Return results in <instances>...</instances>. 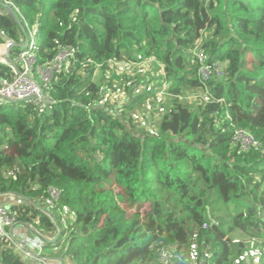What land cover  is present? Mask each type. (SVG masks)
Masks as SVG:
<instances>
[{"label":"trees","instance_id":"1","mask_svg":"<svg viewBox=\"0 0 264 264\" xmlns=\"http://www.w3.org/2000/svg\"><path fill=\"white\" fill-rule=\"evenodd\" d=\"M6 1L0 45L21 44L34 27L40 63L71 52L42 106L0 104V196L18 200L6 206L20 223L48 237L61 229L45 255L62 248L63 264H183L177 256L194 253L196 264H264V0ZM115 55L151 60L155 74L131 78V87L154 84L121 116L102 101L115 75L103 86L98 76ZM213 62L224 64L221 76L201 80L199 66ZM13 76L0 63V86ZM164 83L152 134L128 111L153 105ZM236 128L260 147L234 146ZM51 186L61 192L52 211ZM62 208L73 213L66 225ZM252 240L256 262L246 255ZM169 248L176 258L161 260ZM0 264L27 263L0 242Z\"/></svg>","mask_w":264,"mask_h":264},{"label":"built area","instance_id":"2","mask_svg":"<svg viewBox=\"0 0 264 264\" xmlns=\"http://www.w3.org/2000/svg\"><path fill=\"white\" fill-rule=\"evenodd\" d=\"M5 2L7 3L6 0ZM21 45V47H17L19 52L16 57H11L16 64V68L0 56V63L9 66L11 72L14 74L11 80L1 81L0 100H4L5 98L13 100L27 99L42 106L46 98L47 87L50 85L52 77L60 71L62 61L67 59L71 55V52L67 49H61L49 61L40 63L35 53L37 40L35 38L34 27L28 29L27 35H25V39ZM197 59L199 62H203L201 53L198 54ZM223 67L224 64H220L219 62H213L208 65L202 63L201 67L199 66L198 74L201 80L205 81L210 77L221 76ZM231 141L234 146H239L242 151L260 147L259 142L253 135L242 128H236L234 130ZM60 196L61 192L59 189L53 186L48 188V196L45 198V204L50 211L57 205ZM50 211H46V213L48 214ZM69 214L73 213L66 208H62L60 222L63 225L67 224V220L70 218ZM48 215L51 217L50 214ZM22 227L25 230L33 232L35 236L31 239L25 238L22 235ZM57 230L54 236L48 237L31 225L20 223L17 219L16 211L11 210L0 202V242L18 253L21 257L26 258L28 261L27 264H44V258L48 256L43 252L44 243L55 241L61 229L58 227ZM165 252H168V250L161 249L159 256ZM168 257L169 254L164 260H167Z\"/></svg>","mask_w":264,"mask_h":264},{"label":"rangeland","instance_id":"3","mask_svg":"<svg viewBox=\"0 0 264 264\" xmlns=\"http://www.w3.org/2000/svg\"><path fill=\"white\" fill-rule=\"evenodd\" d=\"M24 39L25 37L23 38V40ZM5 46L6 43L0 45V48H3L2 49L3 51H1L0 53L5 52V48H6ZM18 52L19 49L14 48V53L12 54V57L15 58ZM111 74L115 75V79H113L112 84L115 88L117 87V89L113 92H111L110 89H104V92L110 95L104 96L102 101L109 108H111L113 112H115L116 114L118 113L119 116H121L120 109L123 108V106H125V104H127L130 101L132 96H136L137 94L141 93L144 90V88L148 89L154 84V81L150 80L147 85H142L141 83V85L138 84V85H134V87H131L133 85V81L131 80L132 77L142 79V78H147V76L151 77L155 75L152 71L151 60H147L141 63H131L127 61L125 57H121L120 55H115L109 61V72L106 71L98 72V76L102 86L105 83L112 80ZM165 85L166 84L164 83L162 89L160 91H157V93L155 94L153 105L150 104L149 100H145L144 103L136 102L132 106V108L128 111L130 115L129 117L132 119L135 125H138L140 127H145V129L152 134L157 132V120L159 118V115L156 113V109L159 108L160 110L161 109L160 103L166 101V96L164 94ZM198 94H200V92ZM196 96L197 95L193 93L190 94L189 97H187V99L192 97L195 98ZM3 101H4L3 99L0 100V104H2ZM14 106L18 108L19 105H14ZM263 189H264V184H263ZM69 216L70 218H72L73 214H69ZM247 242L249 244V249L246 252V255L248 254L252 255L253 257L252 261L256 262L258 260L257 252L258 250H261L260 241L252 240ZM62 250H63L62 248H59L53 253L48 252L47 254L52 255L51 257L61 258ZM194 250L195 247L193 248V251ZM168 254L169 257L176 258V256L174 255V249L169 248L168 252L161 254L160 256L161 259L164 260L165 258H167ZM197 256L198 255L194 253L191 259L183 260L182 255H179L177 256V260H179L183 264H196ZM67 264H69V262Z\"/></svg>","mask_w":264,"mask_h":264},{"label":"water","instance_id":"4","mask_svg":"<svg viewBox=\"0 0 264 264\" xmlns=\"http://www.w3.org/2000/svg\"><path fill=\"white\" fill-rule=\"evenodd\" d=\"M10 16L13 18V20L17 23L18 27L22 29L21 23L18 19V17L16 16V14L8 7H5ZM26 42V40H25ZM21 47L22 45L20 44H16L13 40H6V48H5V52L2 53L0 56L1 58H3L4 60H6L10 65L14 66V68H16V64L14 63L13 59L10 57V51L14 48V47ZM27 100V99H24ZM17 101H21V100H13V99H9V98H5L3 102H17ZM48 214H50L51 216H53L52 213L48 212ZM53 219L55 220V218L53 217ZM55 224L57 225V221H55ZM26 225V224H25ZM28 225V224H27ZM58 264H63V260L61 258H58Z\"/></svg>","mask_w":264,"mask_h":264},{"label":"crops","instance_id":"5","mask_svg":"<svg viewBox=\"0 0 264 264\" xmlns=\"http://www.w3.org/2000/svg\"><path fill=\"white\" fill-rule=\"evenodd\" d=\"M15 201L18 202V200H15L14 197L10 196V195H5V196H1L0 197V202L5 204V205H11L13 204ZM21 231L23 232V236L25 238H28V239H31L35 236V234L29 230H25L23 227L21 228ZM48 257H51V256H48ZM51 258H56V257H51ZM56 260V259H54ZM58 260V259H57ZM59 262V261H58Z\"/></svg>","mask_w":264,"mask_h":264},{"label":"bare ground","instance_id":"6","mask_svg":"<svg viewBox=\"0 0 264 264\" xmlns=\"http://www.w3.org/2000/svg\"><path fill=\"white\" fill-rule=\"evenodd\" d=\"M2 49L3 48H0V52L3 51ZM54 259H56V260H54ZM57 259H58L57 257L56 258H51V257L47 256V257L44 258V264H54L55 262L58 264V260ZM21 260H23L26 263L28 262L27 259L24 258V257H21Z\"/></svg>","mask_w":264,"mask_h":264}]
</instances>
